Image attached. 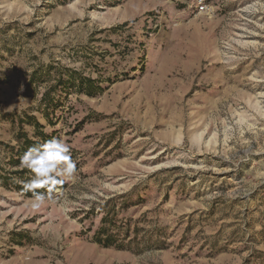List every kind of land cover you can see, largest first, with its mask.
<instances>
[{
    "label": "rangeland",
    "instance_id": "374dc122",
    "mask_svg": "<svg viewBox=\"0 0 264 264\" xmlns=\"http://www.w3.org/2000/svg\"><path fill=\"white\" fill-rule=\"evenodd\" d=\"M0 264H264V0H0Z\"/></svg>",
    "mask_w": 264,
    "mask_h": 264
},
{
    "label": "clouds",
    "instance_id": "9594fccd",
    "mask_svg": "<svg viewBox=\"0 0 264 264\" xmlns=\"http://www.w3.org/2000/svg\"><path fill=\"white\" fill-rule=\"evenodd\" d=\"M70 147L63 139L53 138L25 152L21 165L30 170L34 178L24 187L34 194V209L44 206L52 193L60 191L59 186L76 179V161L71 157ZM39 188L46 189L48 195L35 191Z\"/></svg>",
    "mask_w": 264,
    "mask_h": 264
},
{
    "label": "trees",
    "instance_id": "16d2710c",
    "mask_svg": "<svg viewBox=\"0 0 264 264\" xmlns=\"http://www.w3.org/2000/svg\"><path fill=\"white\" fill-rule=\"evenodd\" d=\"M29 118L30 117L28 116V120H26V123H28ZM23 122L24 121L21 118H18L17 123L19 124V126H21ZM19 129H20V133H18L17 138L20 137V141L18 142V147L14 148V152H15L16 157L12 156V158L11 157L9 158V160L12 162V165H16L18 163H21V157H23L22 155L25 154V152L28 151L30 148L38 147L40 144H43V143L47 142V140H48V137L46 136V134L40 132L38 130V126H35V124H34V134H35V137L37 138V140L29 139L28 137H26L27 135L22 132L21 128H19ZM27 170H28L27 168L20 166L19 171H17V172L13 171L12 173L13 174L18 173L19 175H21V177H23V174L26 173ZM28 171H30V170H28ZM33 178H34V176H32L31 180ZM9 180L13 181V178L10 177ZM2 183L5 184V182H3V181H2ZM26 183H28L26 180H24V181L19 180V182H17V183L15 182L14 185H15L16 189H19L20 191H22L23 194L29 195V196H34L33 192L25 191L24 186ZM65 186H66V183L63 186H59V187L64 188ZM35 191L40 192V193H45L46 195H48L47 190L44 188H39V189H36Z\"/></svg>",
    "mask_w": 264,
    "mask_h": 264
}]
</instances>
